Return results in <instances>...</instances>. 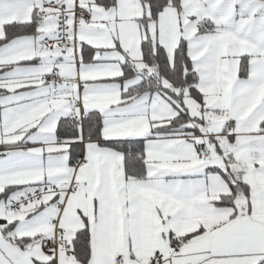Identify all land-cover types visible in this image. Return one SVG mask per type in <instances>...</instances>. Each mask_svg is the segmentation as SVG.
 <instances>
[{
  "label": "snow or ice",
  "instance_id": "6c2138e0",
  "mask_svg": "<svg viewBox=\"0 0 264 264\" xmlns=\"http://www.w3.org/2000/svg\"><path fill=\"white\" fill-rule=\"evenodd\" d=\"M0 264H264V0H0Z\"/></svg>",
  "mask_w": 264,
  "mask_h": 264
}]
</instances>
